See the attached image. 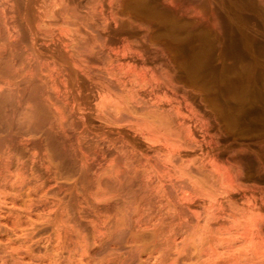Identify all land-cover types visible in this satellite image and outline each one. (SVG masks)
Returning <instances> with one entry per match:
<instances>
[{
    "label": "clouds",
    "instance_id": "clouds-1",
    "mask_svg": "<svg viewBox=\"0 0 264 264\" xmlns=\"http://www.w3.org/2000/svg\"><path fill=\"white\" fill-rule=\"evenodd\" d=\"M0 264H264V0H0Z\"/></svg>",
    "mask_w": 264,
    "mask_h": 264
}]
</instances>
